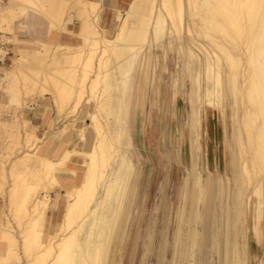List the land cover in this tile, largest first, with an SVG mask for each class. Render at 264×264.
<instances>
[{
  "label": "bare ground",
  "instance_id": "obj_1",
  "mask_svg": "<svg viewBox=\"0 0 264 264\" xmlns=\"http://www.w3.org/2000/svg\"><path fill=\"white\" fill-rule=\"evenodd\" d=\"M15 1L21 2L20 16L34 15L35 20L30 22L39 28L35 35L43 39L13 41L16 45H41L43 49L38 52L18 47L12 67L16 75L0 71V88L8 93L6 107H23L24 98L35 91L51 97L57 120L49 125L48 136L58 140L56 150L61 153L54 158L47 151L40 152L43 137L32 132L24 135L9 131L13 144L6 145L9 153L0 152L3 198L2 185L6 177L11 179L6 195L9 200L2 211L8 225L0 223V242L8 244V252L0 257V264H110L115 260L113 249L122 231L120 225L135 177L131 137L136 111L134 73L140 62L149 60L138 86L137 105L145 108L147 82L154 79L149 77L153 50L168 34L178 36L180 42L183 35L192 36L193 46L203 56L192 46L187 47L188 73L193 74L196 61L200 65L196 94L201 98L205 92L206 103L198 113L199 119L203 116L200 123H205L207 133L210 135L212 111H221L227 124L228 103L234 108L236 174L233 177V164L227 158V192L225 206L220 208L221 235L214 264H250L248 234L252 233L258 243L264 234V0H132L124 13H113L115 26L110 29L101 25L99 3L79 0L85 17L72 29L67 3L54 4L50 10L48 0ZM186 14L191 21L187 27ZM3 23L6 20L0 17V29ZM7 24V31L12 32ZM194 33L207 39L210 47L197 42ZM54 34L62 41L51 52L53 42L49 38ZM71 34L78 42H65L69 39L64 36ZM12 77L16 83L5 85ZM202 80L206 82L203 91ZM72 118L63 129L56 127ZM85 118L91 120L89 128L84 127ZM191 119L189 132L193 135ZM80 142L86 144L84 149H79ZM13 153L22 154L21 172L16 170L17 161L7 168ZM223 162L216 157V172ZM191 179L186 180L182 193V213L171 240L170 264H210L212 247L208 238L213 235L218 208L215 205L208 215L205 232L208 197L203 195L201 180ZM50 189L65 192L66 197L55 238L44 229L51 206L46 194ZM153 231L149 227L148 233L152 235ZM166 237L160 242L158 252L163 261L159 264H166L170 255L169 230ZM151 249L147 248L141 264H147ZM116 264H124L123 257Z\"/></svg>",
  "mask_w": 264,
  "mask_h": 264
},
{
  "label": "rangeland",
  "instance_id": "obj_2",
  "mask_svg": "<svg viewBox=\"0 0 264 264\" xmlns=\"http://www.w3.org/2000/svg\"><path fill=\"white\" fill-rule=\"evenodd\" d=\"M42 1L44 2L45 0ZM48 3L51 6L49 0ZM61 3H64V1L56 0L55 2V4ZM20 6V1L0 0V17L6 20V23H3V28L0 29V53L3 54L1 58L4 59V65L1 71L13 72L15 75V70L12 68L14 63L13 57L16 55V49L18 47L32 48L38 52H41L43 49L41 45H16V42L13 41L17 34L21 40L30 41L33 39L25 31L27 24L25 20L23 21L25 16H20ZM52 9L54 7L51 6L50 10ZM73 13L76 14V12ZM33 14L35 13L33 12ZM68 14H70L69 6ZM100 15L101 25L104 28H114V17L111 13L105 15V11H101L100 8ZM13 16H15L14 21L11 23ZM83 18H77L75 20L76 24L82 23ZM190 22L186 14V27L190 25ZM7 23H10L12 32L7 31ZM73 23L74 19H72L69 25L73 27ZM183 36L180 42L178 36H170L168 34L162 43L155 46L150 62L151 67L149 69V77L154 79L153 81L147 82L146 92L144 91L147 97L145 108H139L137 105L139 99L138 86L147 71L149 60L146 59L144 63V60L142 63L140 62L134 73L132 96L134 103H136V111L131 121V137L134 141L136 154L135 177L133 178L132 189L127 199L125 215L122 220L123 223L120 225L122 231L119 233L116 247L113 249V257L115 260L110 264L118 263L121 257H123L124 264H141L149 246L152 249L148 256L147 264H159L163 261V258L159 256L158 252L160 242L165 240L168 230L170 233L169 239H171L168 249L170 255L166 264H170L172 256L171 240H173L180 224L181 208L183 206V189L189 177L192 178V181L194 177L195 179L201 180L203 195L206 198L208 197V208L204 226L205 232L208 229V215L212 214L215 205L218 208V210L216 209L217 222L212 231L213 235L211 234V237L208 238V242L212 247L210 264H214L216 260L221 235L220 208L225 206L228 183V174L224 164L227 158L233 164V177L236 174L235 112L232 103L229 102L228 117L226 119L227 124H225L221 111H212L209 117L211 121L209 123L210 135L207 133L205 123H200V119L202 118L203 120V116L199 119L198 112L200 107L206 103V96L205 92L204 94L202 93L201 98H198L196 94L198 89H196L198 87L196 81L200 70L199 62L196 61L194 63L193 74H189L186 69L188 60L187 47L192 46L197 54L200 56L202 54L197 47L193 46L192 36H187V34ZM193 38L197 42L210 47L208 40L203 37H198L196 33H194ZM170 41L173 45H170ZM54 47L55 43L49 46L51 52ZM13 78L10 81L7 80L5 85L9 86L12 83L11 81L15 82ZM0 81H2L1 77ZM17 84L21 88L22 83L18 82ZM203 89H206V82L202 80V91ZM7 101L8 93L0 88L1 153H9L6 145L8 144V147L13 144V139L9 135V131L12 130L15 132L20 131L24 135L27 132H32L37 136L43 137V141L39 146L46 145L51 140H56L54 138H48V134L50 133L49 125L52 121L57 120L56 109L50 96L42 97L38 91H35L30 97L24 98L26 103L23 104V107L17 108L6 107ZM32 109L35 112L38 110L45 112L44 118L40 121L34 114L28 115L27 111ZM48 115H50V119L46 121ZM190 118H192L190 123L193 125V135L189 132L190 125L188 122ZM73 120L72 118L70 121L64 120L63 122H59L56 127L63 129ZM83 123L85 128L91 126V120L89 118H85ZM73 130L71 128L70 131ZM74 137H76L75 134ZM85 145L84 142H80L79 149H84ZM21 155V153H13L7 163V168H11L14 165L13 163L17 161V172L23 171V166L19 160ZM217 156H220L224 160L219 172H216L214 167ZM192 162L194 163L193 167L190 166ZM6 180V184L4 186L2 185L3 193L5 194L2 199L5 201V206L6 202H8L6 190L11 185V179L6 177ZM30 181L33 183L36 182L32 178H30ZM232 191L231 193H233ZM46 194L49 195L50 201L52 195L53 201L56 200L57 202V207L51 210V218L54 221L57 217L58 209L64 205L66 197H57L54 189H50ZM62 195H65V192ZM2 211L0 212V223L8 225V219L4 214L2 215ZM124 227L126 228L125 233L123 231ZM149 227L151 229L154 228L153 236L148 233ZM248 241L251 256L250 264H262L264 262V234L261 243L256 241L252 233L248 234Z\"/></svg>",
  "mask_w": 264,
  "mask_h": 264
},
{
  "label": "crops",
  "instance_id": "obj_3",
  "mask_svg": "<svg viewBox=\"0 0 264 264\" xmlns=\"http://www.w3.org/2000/svg\"><path fill=\"white\" fill-rule=\"evenodd\" d=\"M49 1L51 2V6L54 7V4H55L56 0H49ZM62 1H64V3H67V5L69 6L70 15L74 19V23H73L74 25H73V27H72V25H70V27L72 29L77 28L82 23H80V24L77 23L76 24L75 20H77V18H79V17H85L83 15V13H82V9H80L79 6H78L79 0H62ZM70 1H72V2H70ZM85 1L99 3L101 5V11L102 10L105 11V15L108 14V13H111V15H113V13H114L115 16H116L118 12L124 13L127 10V8L129 7V4H130V2L132 0H85ZM73 12H76V14H74ZM24 20H25V22L27 24L26 27H28L27 29H25V31H27L28 34L33 39L30 40V41L29 40H21V39H19L18 34L14 38L17 39V41L19 43L31 42V41H34L36 39L42 40L43 37L35 35V31H37V33H38V29L39 28H36L35 25L31 23L32 21L35 20L34 15H32L31 18H23V21ZM42 29H43V31H45L44 29H46V28H40V30H42ZM71 35L72 36H64V37H67V39H69L68 41H65V42H70V43L78 42L77 38H76L77 36L76 35L74 36L73 34H71ZM61 38L62 37H59V36L57 37L56 34H54V35H51L49 40L52 41L53 43L57 44L61 40ZM3 65H4V59L0 57V71L3 69ZM34 109L27 111V114L28 115L34 114L35 117H37L41 121L44 118L45 112H40V110L35 112L36 109L35 110ZM49 119H50V115L47 116L46 121L49 120ZM48 138L50 139V136ZM57 143H58L57 140H51V142H49V143L47 142L46 145L39 146L41 148L40 152L43 151V154H44L47 151V152H49L50 155L55 156L54 158H57L56 156L61 153L60 151L56 150L57 147H58ZM9 189H10V187L7 188L6 195H7L8 191H9ZM54 191H55L57 197H61L62 198L63 196H65V195H62L63 192L58 193V191L56 189H54ZM0 199H1L0 200V208H1V211H2L5 208V201H3L2 196H0ZM7 200H9V199L7 198ZM50 205H51L50 206V210H49V213H48V216H47V220H46L44 226H45L46 232L48 234H50L51 237L55 238L57 236V231H58V229H59V227L61 225V221H62V215H63L62 214V206L59 207L57 217L53 221L52 218H51V210L55 209L57 207V202H56V200L53 201L52 195H51ZM53 205H55L54 206L55 208H53ZM0 235H1V233H0ZM7 250H8V244L6 242H0V257L6 256L7 252H8ZM23 257H24V255H23ZM23 262L26 263V259H24Z\"/></svg>",
  "mask_w": 264,
  "mask_h": 264
},
{
  "label": "snow or ice",
  "instance_id": "obj_4",
  "mask_svg": "<svg viewBox=\"0 0 264 264\" xmlns=\"http://www.w3.org/2000/svg\"><path fill=\"white\" fill-rule=\"evenodd\" d=\"M262 6H264V4H262Z\"/></svg>",
  "mask_w": 264,
  "mask_h": 264
}]
</instances>
